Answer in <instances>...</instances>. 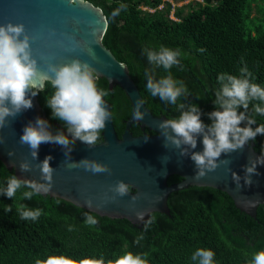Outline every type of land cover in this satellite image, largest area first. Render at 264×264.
I'll return each instance as SVG.
<instances>
[{"label":"trees","instance_id":"obj_1","mask_svg":"<svg viewBox=\"0 0 264 264\" xmlns=\"http://www.w3.org/2000/svg\"><path fill=\"white\" fill-rule=\"evenodd\" d=\"M85 1L104 12L108 28L102 43L127 67L144 105L157 118H175L179 113L175 106L147 92L145 71L152 70L157 79L167 72L148 63L142 53L145 47L158 50L163 45L187 54L181 58L182 69L174 66L170 71L189 90L190 95L182 102L198 105L206 124L211 123L207 113L214 110L220 73L239 75V69L246 65L254 82L264 87V0H200L201 3L193 1L181 8H173L165 0ZM121 4L126 9L113 18L111 13ZM186 9L189 12L185 15ZM97 85L109 92L104 99L110 105L114 128L121 138L131 116L130 102L118 86L110 90L104 79H98ZM34 90L39 92L36 96L41 117L49 122L53 133L66 130L46 106V96L53 91L51 85L44 83L42 89ZM250 114L257 125L264 123V116L251 113V105ZM131 134L155 135L147 129L143 132L138 125L132 126ZM102 140L101 133L98 145ZM253 143L255 152L264 155V136H257ZM11 175H15L14 171L0 161V187L6 186ZM179 182L181 179L173 176L167 184ZM57 200L40 195L30 201H13L0 195V264H35L36 258L50 254L74 259L103 255L109 259L124 251L148 253L149 264H193L190 258L198 248L213 250L214 264H248L252 253L264 249V205L258 208L254 220L236 209L225 194L210 188L189 187L171 194L170 215L152 214L146 229L88 212L98 220L89 227L84 224L86 211ZM16 203L39 208L42 215L35 222L21 220ZM6 205L13 206L12 212L4 211ZM141 233L144 238L136 244Z\"/></svg>","mask_w":264,"mask_h":264},{"label":"clouds","instance_id":"obj_2","mask_svg":"<svg viewBox=\"0 0 264 264\" xmlns=\"http://www.w3.org/2000/svg\"><path fill=\"white\" fill-rule=\"evenodd\" d=\"M125 9L126 5L121 4L113 10L112 17L115 18ZM32 39L23 24H0V129L33 107L32 97L39 93L34 90L37 87L36 81H44L53 90L50 96H46V106L51 109L52 118L63 123L67 134L63 130L53 133L49 122L37 117L34 122L24 126L19 142L29 148L33 159L37 158L40 145L45 143L60 146L65 156L71 159L70 153L77 140L89 148L98 145L106 121L112 120V113L104 99L109 92L98 87L99 75L95 68L80 59H73L66 64L48 63L46 69L41 71L32 55ZM142 53L150 65L163 68L167 72V75L157 79L152 70H146L144 76L147 92L152 97H158L164 103L175 106L179 113L177 117L165 119L158 125L164 138V146L167 148L170 144L179 150L181 157H190L197 169L196 179L215 171L221 164H228L227 159H221L222 154L228 156L255 141L257 136H264V123L257 125L256 119L250 114L251 105V113L264 116V87L254 82L253 74L246 65L239 69V75L226 72L218 75V87L214 91V110L207 113L211 123L206 124L201 119L203 113L198 105L182 102V98L186 100L190 95L189 90L170 71L174 66L182 69L181 58L187 54L179 48L171 49L163 45L158 50L145 47ZM134 117L138 121L144 117L139 111V104ZM254 125L256 126L253 127ZM200 137L203 150L193 151L197 148ZM0 142H3V138H0ZM51 159V156H46L36 165L40 173L39 180L9 176L6 186L0 187V195L13 201H30L34 196L50 193L55 171L50 166ZM258 164L264 165V155L249 159L248 164L243 166V177L232 174L237 188L242 187L241 180L244 185L250 186L253 183L252 176L259 174ZM70 166L82 167L93 174H110L111 171L108 165L88 158ZM19 169L21 172H29L31 165L25 161L19 165ZM109 190L113 193L109 199L115 201L117 196L124 197L129 193V185L120 180ZM86 205L91 209L92 201H86ZM15 208L21 220L35 222L42 215L41 209L31 208L24 203H16ZM12 210V205L5 206V212ZM138 218L142 219V214ZM97 223L98 220L93 215L84 213L85 225L92 227ZM147 223H151V220ZM146 227L147 224L145 229ZM68 230L72 231V226ZM143 238L141 233L135 243L139 244ZM147 257L148 253L132 251L114 254V258L109 259H105L103 255L99 258L74 259L63 254H50L43 259L36 258L35 264H149ZM214 257L213 250L198 248L190 259L193 264H214ZM248 264H264V249L252 253Z\"/></svg>","mask_w":264,"mask_h":264},{"label":"water","instance_id":"obj_3","mask_svg":"<svg viewBox=\"0 0 264 264\" xmlns=\"http://www.w3.org/2000/svg\"><path fill=\"white\" fill-rule=\"evenodd\" d=\"M8 22L23 24L33 37L32 55L41 71L48 63L66 64L73 59L88 62L95 68L99 79L106 80L110 90L118 86L131 105V116L125 122L121 138L115 131L113 120H109L102 132L101 144L89 148L77 140L70 153L71 159H68L62 148L45 143L40 145L38 156L33 159L29 148L19 142L24 126L41 117L37 96L32 97L33 107L0 129V138H3L0 161L18 178L39 180L36 165L51 156L49 163L55 170L53 186L50 193L42 196L65 201L102 218L127 221L138 229H142L154 213L169 216V196L189 187L210 188L223 193L236 209L257 219L258 208L264 205V165H257L259 174L252 176L250 186L241 180L242 187L237 188L232 179L233 173L243 177V166L250 158L260 156L254 150V143L250 142L228 156L222 154L221 159H227L228 164H221L215 171L196 179L197 169L190 157H181L179 150L170 144L167 148L164 146L158 125L165 118L153 116L146 108L127 67L119 63L102 43L108 21L100 8L85 0L83 3L81 0H0V24ZM36 83V88L42 89L45 82L37 80ZM138 104L140 113L144 114L140 121L134 117ZM107 105L111 112L110 105ZM133 125L155 135L134 137L131 134ZM201 140L202 137L198 138L197 148L193 151L203 150ZM85 158L108 165L110 174H93L82 167L70 166ZM25 161L31 165L29 172L19 169ZM173 176L180 178L181 182L168 186V179ZM120 180L129 185V193L112 201L109 197L113 193L109 189ZM88 200L92 201L91 209L86 205ZM139 214L142 219L138 218Z\"/></svg>","mask_w":264,"mask_h":264},{"label":"rangeland","instance_id":"obj_4","mask_svg":"<svg viewBox=\"0 0 264 264\" xmlns=\"http://www.w3.org/2000/svg\"><path fill=\"white\" fill-rule=\"evenodd\" d=\"M169 3H171L173 5V8H181V7H185V6H188L191 2L193 1H197L199 3H201L200 0H187V1H181V2H176L175 0H165ZM163 7H160L159 9L161 10ZM189 12L188 9L185 10V15ZM173 11L171 13V18L173 17Z\"/></svg>","mask_w":264,"mask_h":264}]
</instances>
